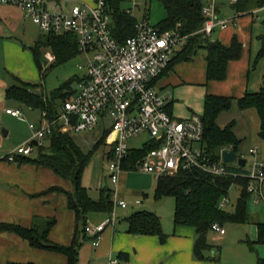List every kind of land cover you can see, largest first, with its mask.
<instances>
[{
    "label": "crops",
    "instance_id": "0c3cea01",
    "mask_svg": "<svg viewBox=\"0 0 264 264\" xmlns=\"http://www.w3.org/2000/svg\"><path fill=\"white\" fill-rule=\"evenodd\" d=\"M155 1L144 0L143 4L145 12L148 9L147 18L157 24L166 17L167 12L160 0V5ZM223 1L226 0H216V3L219 16L227 20V25L223 28L216 27L209 38L229 46L236 35L242 43L240 57L227 63L226 77L222 80L208 79L206 56L209 48H200L191 59L177 61L165 74L159 76L155 86L165 100L168 112L176 118L204 113L208 94L234 97L231 108L219 114L217 123L224 127L234 122V133L240 139L237 152L242 157L244 154L255 155L259 159L254 163L264 162V140L259 135V112L256 107L242 109L237 101V98L247 92L259 91L263 83L264 57L256 58L262 46L264 19L260 18L262 23H259L256 17L258 13L264 12L253 11L251 14L237 15L231 7L234 1L229 0L230 9L225 8ZM29 21L33 22L19 6L0 0V222L31 226L35 220L55 218L49 239L55 243L70 244L77 227L75 213L67 206V198L63 193L47 190L53 186L72 190V182L63 179L49 167L39 166L28 160L29 157L20 156L15 161L3 159L21 141L29 139L27 134H23L14 142L15 132L12 133L10 122L14 118L23 119L25 116L16 117L6 112L8 108H19L14 103H21L7 97V88L19 80L33 82L42 77L30 48L37 40H24ZM180 48L181 44L177 49ZM49 52L43 54L44 72L49 63L53 66V61L47 59ZM98 127L100 135L104 127ZM253 148L256 149L255 153L250 152ZM28 156L33 157L32 154ZM136 170L124 169L121 172L118 182L114 183L115 189L112 188L113 199L117 197L127 203V197H133L136 205H141L144 200L148 201L151 196L155 200H161L154 197L157 178L151 173H138ZM92 186L90 185V190ZM97 187L102 188L100 181ZM117 207L127 209L129 203L126 207L114 205L112 212L115 214V221L105 226L98 246H94L89 238L83 242L78 264H110V258L118 259L116 264H258L259 259L264 257V243H255L254 248H251L241 239L239 243L217 248L208 238L213 247L205 252V259H200L194 251L197 236L194 227L175 225L174 212L172 224L170 221H162L167 234L162 241L157 235L129 233L127 217L135 211L121 210L116 213ZM140 207L142 206L135 209L141 210ZM111 214L92 213L88 223H103ZM121 216L125 217L121 219ZM258 221H261L260 214H252L250 223L254 229L248 239L258 238ZM220 234L226 236L227 230ZM222 239L225 240L224 245L229 241L226 237ZM12 261L68 264V257L61 252L35 247L15 232L0 231V264Z\"/></svg>",
    "mask_w": 264,
    "mask_h": 264
},
{
    "label": "trees",
    "instance_id": "16d2710c",
    "mask_svg": "<svg viewBox=\"0 0 264 264\" xmlns=\"http://www.w3.org/2000/svg\"><path fill=\"white\" fill-rule=\"evenodd\" d=\"M123 0H106L112 15L114 35L119 41L135 33L134 24L136 17L131 16L122 6ZM166 9L167 15L156 25L161 31H178L185 38L181 48L176 49L175 54L168 68L160 75L165 74L172 66L180 60H188L200 48H209L211 43L214 46L208 50L207 77L208 79L222 80L226 77L227 63L229 60L238 59L241 55L242 43L234 35L229 46L220 41H212L209 35L201 31L205 16L203 6L207 0H160ZM264 5V0H236L231 7L237 15L251 14L255 9ZM146 10V9H145ZM147 13V14H146ZM148 9L144 16H148ZM262 46L257 58L264 57V32L261 35ZM35 56L36 62L45 77L43 49L48 48L55 55L53 66L63 63L79 53L78 37L73 32L64 34L44 33L39 36L36 43L30 47ZM48 68V67H47ZM82 78H71L64 85L54 90L51 95L39 91L40 82H28L19 80L7 88V97L19 100L22 104L32 109H40L48 119L55 118L63 102L70 99L76 89L72 87L73 82H80ZM157 80V79H156ZM155 80V82H156ZM235 98L225 95L208 94L205 98V108L202 114L205 122L204 140L207 148L219 159L220 151L224 147L231 146L236 151L240 139L234 133V122L221 127L217 118L222 111L231 108ZM242 109L256 107L260 115L259 135L264 140V79L261 88L257 92H247L237 98ZM104 127L101 134L93 143L90 149H85V139H78L76 133L62 131L55 127L53 132L46 137L39 145L36 157H29L28 160L39 166L49 167L63 179L73 184L72 190L63 187L53 186L47 191L63 193L67 198V206L74 211L76 216V231L73 241L70 244H60L49 239L51 227L55 224V218L38 219L31 226H23L17 223L0 222V231H9L19 234L27 239L31 245L61 252L68 257V264H78L79 250L88 235L86 225L92 213L111 214L114 208L113 189L102 187L98 198H94L89 187L83 183V175L89 165L96 149L106 143L109 132ZM83 140V141H82ZM153 143H146L141 148H133L129 157L123 162L124 169L136 170V163L151 148ZM110 156V152H108ZM237 171H245L242 168H233ZM240 183L242 190L234 210L229 211L219 207L220 199L228 195L231 186ZM248 181L246 178L234 177L232 175H213L200 170H183L175 174H166L157 179L154 197L161 199L165 196H172L175 199L174 223L175 225L192 226L196 232L194 251L198 258L205 259V252L212 249L213 245L208 242V233L214 222L224 225L231 221L236 223H248L251 215L247 209V202L251 194L247 190ZM129 233L157 235L162 241L167 234L164 232L162 219L154 211L141 209L127 217ZM258 238L256 240L246 239L251 248L255 243H264V221H258ZM8 264H35L34 262H9ZM258 264H264V257L260 258Z\"/></svg>",
    "mask_w": 264,
    "mask_h": 264
},
{
    "label": "built area",
    "instance_id": "2783aa9c",
    "mask_svg": "<svg viewBox=\"0 0 264 264\" xmlns=\"http://www.w3.org/2000/svg\"><path fill=\"white\" fill-rule=\"evenodd\" d=\"M1 1L19 6L47 33H75L79 52L87 57L85 65L81 66L85 71L83 79L74 95L61 104L58 115L48 119L43 113L44 121L40 125L30 123L34 136L3 159L15 161L20 156L31 155L35 146L42 144L55 127L79 134L94 131L99 125L105 127V119L109 117L110 130L106 137V143L110 145L108 176L114 183L118 182L124 170L123 162L131 149L153 143V147L136 163L137 169H143L157 179L183 170L242 177L247 179V190L255 197V202L264 200V162H256L251 170L231 169L221 155L223 149H231V146L221 149L219 159L207 148L203 116L198 113L186 118L172 116L158 93L155 80L168 68L184 35L178 31H161L145 16L139 19L136 10L140 9V3L135 0L133 6L125 9L137 18L135 33L124 41L114 35L106 0L92 3L75 0L67 12L50 10L46 0ZM257 11L264 12V5L254 10ZM203 14L206 19L201 31L207 35L216 27L227 25V20L219 16L216 0L205 2ZM47 59L54 61L55 55L49 52ZM6 112L16 117L24 116L19 108H8ZM142 134L149 135L144 144L132 147L130 140ZM33 140H37L38 145H34ZM250 152L255 153L256 149H250ZM228 203L230 199L225 195L220 199L219 207L225 208ZM114 205L126 207L127 203L116 197ZM114 221L112 212L105 222L86 225V233L94 246L99 245L105 226ZM211 229L226 232L224 225L218 222H214ZM116 263L118 259L110 258V264Z\"/></svg>",
    "mask_w": 264,
    "mask_h": 264
},
{
    "label": "rangeland",
    "instance_id": "374dc122",
    "mask_svg": "<svg viewBox=\"0 0 264 264\" xmlns=\"http://www.w3.org/2000/svg\"><path fill=\"white\" fill-rule=\"evenodd\" d=\"M87 2H93L94 0L88 1L83 0ZM137 3H140V9L136 10V16L139 19H142L145 14L144 4L142 0H135ZM48 7L52 11H58L63 10L64 12H67L75 3V1L71 0H46ZM57 2V3H56ZM155 2L160 5V1L156 0ZM226 4V9H230L229 0L223 1ZM57 5V7H56ZM123 8H128L133 6V0H123L122 1ZM258 17H255L258 19L257 21L259 23H262V20L260 18L264 19V13L260 12L258 13ZM26 36L24 37L25 41L34 42V40H37L40 35L46 33L44 30L40 29L34 22L29 21L28 26L26 27ZM178 48V47H177ZM50 51L48 48L43 49V53ZM51 52V51H50ZM87 60V57L85 53L79 52L77 55L69 58L67 61L63 63H58L51 67V64H48V68L45 71V77H39L37 81L33 82H40V86L38 87L39 91H43L44 94L51 95V93L62 87L65 82H67L71 78H82L85 74L84 68H82V65H85ZM79 82L75 81L72 84V87L74 89L78 88ZM17 107H19L23 113L25 118H14L10 122V126L12 127V133L15 132V137L13 138L17 142L19 140V135L27 134V136L32 138L34 136L35 131L30 128V123H35L37 126L40 125L44 121V116L40 109H34L31 110L27 105L22 103H14ZM202 115L203 113H198ZM106 126L110 127V118L106 117L105 119ZM99 127H97L94 131H87L77 134L76 136L78 139H85L83 143V147L85 149H90L93 146V143L99 136ZM11 137V136H10ZM149 137L148 134H142L139 137L132 138L130 140V145L132 147H141L145 140ZM28 139V140H29ZM10 140V138H9ZM27 140V141H28ZM26 140L21 141L20 144L16 147L23 145ZM83 141V140H82ZM106 141V140H105ZM110 149V145L107 143H103L101 146H99L96 151L94 152V155L92 156V159L89 163V165L86 167L84 171V179L83 182L88 187L90 185H93L91 187V195L93 197L99 196L100 189L98 186V183L100 181L101 187H108V188H114V182L111 180L109 175V159L107 157V153ZM39 151V146H35L34 151L32 152V156L36 157ZM220 155V154H219ZM239 155H242L239 153ZM244 158L247 159L246 164L240 165L237 160L234 162L228 163L227 165L233 168H242V169H248L251 170L254 162L257 161L259 158H257L253 154H244ZM261 162V161H259ZM138 173H146L143 169L136 170ZM148 173V172H147ZM150 174V173H149ZM154 178H156L155 175L151 174ZM242 190V185L240 183H234L228 193V197L230 199V203L225 207L226 210L232 211L234 210L237 200L240 196ZM263 193H264V186H263ZM255 197L250 196L247 202V209L250 215L259 213L260 219L264 221V201H260L258 203L255 202ZM127 203H129V207L127 209L117 207L115 208L116 213L118 211H125L129 210L130 212H134L139 209H135L137 206H142L140 209H146L154 211L156 214H158L163 222L170 221V223H173V212L175 208V202L174 198L172 196H165L161 198V200H155L153 196L147 201L144 200V202L141 205L134 204L133 197H127L126 199ZM125 216H121L120 218L123 219ZM224 227L227 230V235L222 236L220 233L215 232L214 230H209L208 238L211 243L215 244L217 248H220L223 246H230L231 244L239 243V240L243 239L246 241L248 239V236L251 238V231H253V226L250 222L248 223H236L227 221L224 224ZM256 229V226H254ZM222 237H226L229 239V241L224 245V241ZM256 237V235H255ZM248 243L246 242L245 245Z\"/></svg>",
    "mask_w": 264,
    "mask_h": 264
},
{
    "label": "water",
    "instance_id": "95a60500",
    "mask_svg": "<svg viewBox=\"0 0 264 264\" xmlns=\"http://www.w3.org/2000/svg\"><path fill=\"white\" fill-rule=\"evenodd\" d=\"M213 46H214V43H211L209 45V49H211ZM32 143L34 145H38V141L37 140H33ZM221 155H222L223 161L226 162V163H231V162H234L235 160H237V162L240 165H244L247 162V159L242 157V156H239L238 152L235 149H233V148H231V149H228V148L223 149L221 151Z\"/></svg>",
    "mask_w": 264,
    "mask_h": 264
}]
</instances>
